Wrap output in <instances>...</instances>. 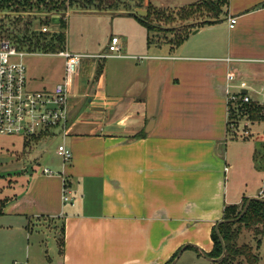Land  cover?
Instances as JSON below:
<instances>
[{"label":"crops","instance_id":"1","mask_svg":"<svg viewBox=\"0 0 264 264\" xmlns=\"http://www.w3.org/2000/svg\"><path fill=\"white\" fill-rule=\"evenodd\" d=\"M70 12L100 24L118 17L129 28L121 35L106 31L96 43L65 42L64 48L87 55L69 86L67 131L59 135L72 158L59 161L55 175L42 168L5 187L3 195L14 198L4 214L51 223L57 243L64 238L57 264H165L183 246L203 257L225 207L262 196L255 141L235 136L233 128L229 134L227 98L242 93L264 104V0H227L218 20L198 26L178 46L174 32L149 34L126 11L70 10L67 34ZM232 16L237 22L230 28ZM113 36L122 56L95 57ZM43 54L59 63L48 69L46 62L39 81L27 69L28 79L32 88L37 82L51 90L62 81L64 58ZM229 71L236 73L233 82ZM23 145L24 138L11 151ZM14 159L16 167L7 170L23 169ZM263 247L264 237L256 246L260 262Z\"/></svg>","mask_w":264,"mask_h":264},{"label":"trees","instance_id":"2","mask_svg":"<svg viewBox=\"0 0 264 264\" xmlns=\"http://www.w3.org/2000/svg\"><path fill=\"white\" fill-rule=\"evenodd\" d=\"M227 0H200L177 10L170 11L157 7L150 0H0V13L11 22L5 24L0 19V35L11 41L17 48L29 52L57 53L64 49L66 42L67 21L61 16L59 21L53 22L56 15H63L70 10L80 11H126L133 12L137 8L147 10L146 16L135 17L146 27L148 33L157 34L155 21L163 22V31L174 32L171 39L173 45L178 46L185 41L189 34L198 26L210 24L218 20V16L226 5ZM10 14L14 16L9 17ZM40 24H55L59 31L42 32L33 28L34 22ZM179 22L180 24L175 26ZM187 22H190L186 24ZM170 25V26H169ZM156 32V33H155ZM166 36V34H164ZM229 134L233 135L231 119H246L251 124L264 122V104L251 100L243 103L238 100L230 102ZM234 135H240L234 132ZM43 136H33L24 139V151L33 143L41 140ZM248 138V137H246ZM255 168L264 172V138L255 140L253 154ZM262 198H264L263 183ZM14 197H0V217L4 214V208ZM248 198L243 200L240 206L228 205L225 207L223 222L218 227L219 235L212 230L211 237L213 247L206 255L213 264H232L239 258L247 264H261L259 254L247 243L238 245L237 241L242 228L254 231L258 236L256 246H259L264 237V201L252 200L246 213L235 220L245 207ZM240 208V209H238ZM59 253H64V238L58 239ZM225 247V254L223 250ZM176 252L165 264H170L177 256ZM222 256V257H221Z\"/></svg>","mask_w":264,"mask_h":264},{"label":"rangeland","instance_id":"3","mask_svg":"<svg viewBox=\"0 0 264 264\" xmlns=\"http://www.w3.org/2000/svg\"><path fill=\"white\" fill-rule=\"evenodd\" d=\"M182 1L184 0H151L154 5L165 7L170 11L180 8L179 6L182 5ZM4 16L5 14L0 16L2 22L5 24L11 22L10 19L4 18ZM11 16L14 15L10 14L9 17ZM119 20L118 17H107L102 24H100L95 23L90 17L70 12L68 18V34L66 31V43L72 45H77L86 41L96 43L100 40H105L104 32L107 31L109 33L111 29L114 34L121 35L122 31H125L129 26ZM154 23L157 28L156 35L160 34L159 36H162L166 34V32L163 31V22L155 21ZM179 24V22H176L172 25L177 26ZM50 26L51 25L40 24L39 21H35L33 28L37 30L42 27L52 28ZM47 32H51V34L54 33L52 29ZM107 48L108 45L105 51H108ZM59 60V57L56 55L47 56L43 54V52L27 55L24 59L29 75L36 78L38 81L40 77L44 75L46 62V67L49 69L52 66L54 67L55 64H58ZM32 86L36 89L40 87L37 82H33ZM251 100L252 99H250V101ZM251 126V122L246 119H231V128L233 127V129L243 137L254 139V141L260 137L264 138V122L255 123L253 127ZM22 142L23 138L20 136L0 135V197H4V190L7 187L12 188L15 186L16 183H18V178L23 175L25 176L26 173L30 178L45 166H48L56 172L58 171L57 165L58 162L61 161L56 153L57 146L61 142L59 136H48L39 142L38 146L36 145L37 142L33 143L29 148L25 149V151L23 145L22 151L13 153L11 151L13 149L11 144L14 143L16 147H20ZM15 155L23 162L24 167L23 169L9 171L7 169L10 167L14 165L16 167ZM36 156L37 160L36 158L34 159ZM53 160L57 163H54ZM257 238L258 236L254 234V231L242 228L237 243L238 245L247 243L256 251ZM58 249L56 233L53 229V225L48 221L31 219L28 223V220L25 221L20 217L8 214H3L0 217V264H27V261L28 264H57L56 258L58 256ZM261 251L262 255H264V247ZM192 252V249H184L175 264H213L212 260L204 255L203 257L200 256V258L191 256L194 255ZM260 263L264 264V256ZM232 264L247 263L244 259L239 258Z\"/></svg>","mask_w":264,"mask_h":264},{"label":"built area","instance_id":"4","mask_svg":"<svg viewBox=\"0 0 264 264\" xmlns=\"http://www.w3.org/2000/svg\"><path fill=\"white\" fill-rule=\"evenodd\" d=\"M1 14V13H0ZM1 18V17H0ZM236 17H229V27L233 28ZM43 32L51 31L43 27ZM108 51L95 55L97 58L122 56L119 38L111 37ZM36 52H29L17 48L11 41L0 35V135L20 136H59L65 135L68 121V89L86 54L72 52L67 48L57 52L64 58V75L62 81L53 89L32 88L28 79L25 57ZM229 60V59H228ZM236 79V73H227L228 82ZM246 82L241 81L239 88H245ZM241 100L250 102V97L242 93H230L227 101L234 103ZM230 113V106L228 107ZM56 153L63 164L72 158V151L64 142L57 146ZM43 174L55 175L57 172L50 168H43ZM263 193V191L261 192ZM62 199L70 201L71 191L65 180L62 188Z\"/></svg>","mask_w":264,"mask_h":264},{"label":"water","instance_id":"5","mask_svg":"<svg viewBox=\"0 0 264 264\" xmlns=\"http://www.w3.org/2000/svg\"><path fill=\"white\" fill-rule=\"evenodd\" d=\"M1 15H2V14H0V16H1ZM129 15H134V16L137 15V16H141V17H143V16H146V15H147V10H146V9H143V8H137V9H135V11H133V12H129ZM61 16H64V14H63V15H59V16H55V17H53V18H52V21L57 23V22L59 21V19H60ZM243 92L246 93V90H244ZM252 200L264 201V198H262V197H258V196H254V197H250V198H248V200L246 201V204H245L244 209L242 210V212L240 213V215H239L235 220L240 219V218L246 213V211H247V209H248V207H249V204H250V202H251ZM221 222H223V220L219 221L218 224H217L216 227H215V230H216V232L218 233V235H219L218 227H219V225H220ZM185 247H186V246H183V247L179 250V252H178L176 258H175L170 264H174V263L177 261L178 257L180 256V254L182 253V251L185 249ZM224 254H225V247H224V250H223V254H222V256H223ZM204 256L207 257V258H209L206 254H204ZM222 256H221V257H222Z\"/></svg>","mask_w":264,"mask_h":264}]
</instances>
